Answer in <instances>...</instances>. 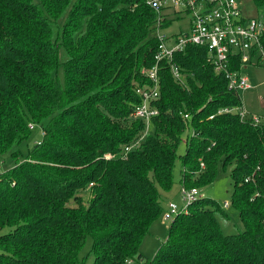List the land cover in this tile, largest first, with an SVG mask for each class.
<instances>
[{"label":"trees","instance_id":"16d2710c","mask_svg":"<svg viewBox=\"0 0 264 264\" xmlns=\"http://www.w3.org/2000/svg\"><path fill=\"white\" fill-rule=\"evenodd\" d=\"M156 19L145 0H0V264H75L88 237L92 264H264V117L220 111L242 99L206 47L157 60ZM156 62L155 131L125 153L145 131L132 112ZM240 65L234 56L229 68ZM30 123L43 137L24 154ZM179 158L188 187L232 165L230 205L244 227L224 232L225 206L203 195L146 258L140 243L166 209L159 187L172 188Z\"/></svg>","mask_w":264,"mask_h":264},{"label":"built area","instance_id":"2783aa9c","mask_svg":"<svg viewBox=\"0 0 264 264\" xmlns=\"http://www.w3.org/2000/svg\"><path fill=\"white\" fill-rule=\"evenodd\" d=\"M157 13L155 33L160 39L159 52L156 59L172 57L174 52L183 50L189 44H196L207 48L209 59L213 62L215 71L224 72L229 80V86L234 89H249L253 87L248 77L242 73L243 67L252 64V58L258 63L264 62V20L243 14L241 5L236 0H145ZM183 14L190 16L189 29L171 36L162 32L167 18L180 19ZM170 41L171 43H169ZM239 57L240 69L229 68L233 57ZM147 72L152 84L138 88L142 94V103L137 105L132 116L146 121V128L139 139L124 147V152L138 147L141 140L150 129L151 118L158 110L151 105V99L159 92V75L157 62ZM173 72L179 78L180 69L173 65ZM238 112L242 119L259 122L262 117L249 113L242 105L226 107L220 111ZM185 117L190 118L188 113ZM213 117V115H210ZM29 126L32 128L33 123ZM107 157L114 153L106 154ZM180 194L182 206L170 201L164 210L165 219H174L180 213L189 209L190 203L203 196L198 187H188L181 184ZM227 200L224 206L229 205Z\"/></svg>","mask_w":264,"mask_h":264},{"label":"rangeland","instance_id":"374dc122","mask_svg":"<svg viewBox=\"0 0 264 264\" xmlns=\"http://www.w3.org/2000/svg\"><path fill=\"white\" fill-rule=\"evenodd\" d=\"M242 7L243 14L249 17H257L264 20V16L257 10L254 0H236ZM190 16L183 14L180 19H175L169 27L163 29L162 32L169 33L174 36L181 31L189 29ZM171 43L170 41H168ZM242 73L246 75L253 85L249 89H241L240 96L242 99V106L251 114H255L260 117H264V62L258 63L255 58H252V64L243 67ZM191 120V117H190ZM149 133H154L155 126L151 125ZM191 133L193 129H190ZM148 133V134H149ZM43 137V129L40 124L34 123L31 128L30 135L26 141L21 143L18 147L24 154L29 148H32ZM187 150L186 139L178 147V153L181 157ZM13 163V158H7L3 168H6ZM182 170L183 165L179 158L174 168V183L170 190H163L159 187L162 195V203L164 208L170 201L176 202L179 206H182V199L180 194V187L182 184ZM232 165L228 164L223 166L221 162L218 163L216 176L213 181L199 186L201 193L209 198L217 200L221 205H224L225 201L231 200V192L233 188V178L231 175ZM87 197L91 194L90 190L86 191ZM224 209L228 212L229 217L221 220V225L226 233H237L243 230V223L241 221L239 211L232 205H227ZM173 219H165L163 215L157 218L151 225L150 231L144 236L140 243V250L146 256V258L155 257L159 250L163 247L164 242L167 239L169 225ZM93 239L88 237L80 261L75 264H92L93 252L91 247ZM128 264H143L140 261L130 260Z\"/></svg>","mask_w":264,"mask_h":264},{"label":"crops","instance_id":"0c3cea01","mask_svg":"<svg viewBox=\"0 0 264 264\" xmlns=\"http://www.w3.org/2000/svg\"><path fill=\"white\" fill-rule=\"evenodd\" d=\"M167 207V206H166Z\"/></svg>","mask_w":264,"mask_h":264}]
</instances>
